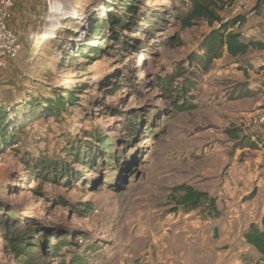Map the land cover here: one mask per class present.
Returning a JSON list of instances; mask_svg holds the SVG:
<instances>
[{"label":"rangeland","instance_id":"rangeland-1","mask_svg":"<svg viewBox=\"0 0 264 264\" xmlns=\"http://www.w3.org/2000/svg\"><path fill=\"white\" fill-rule=\"evenodd\" d=\"M223 1L219 16L232 19L238 0ZM241 1L242 21L228 31L264 42V0ZM121 4L15 0L25 24L20 53L0 73L11 125L31 114V99L65 90L75 98L57 119L13 127L17 141L0 152V264H142L184 235L190 255L213 250L206 233L216 218L238 219L240 231L264 221V48L223 51L206 64L204 40L217 21L183 27L186 0H134L140 27L124 30L119 44L107 21L123 15ZM99 134L109 147L92 166L64 152ZM43 159L62 161L69 176L36 177L32 165ZM181 183L216 198L219 216L206 205L175 210ZM6 229L33 241L31 257L12 252ZM246 255L240 264H264L254 249Z\"/></svg>","mask_w":264,"mask_h":264},{"label":"trees","instance_id":"trees-1","mask_svg":"<svg viewBox=\"0 0 264 264\" xmlns=\"http://www.w3.org/2000/svg\"><path fill=\"white\" fill-rule=\"evenodd\" d=\"M134 0H122L123 9L125 12L123 15L113 14L107 24L110 27L113 39L120 44V40L124 35V30H131L134 27L139 26L140 23L135 20V16L138 14V8L133 4ZM187 11L182 17L181 25L183 27L192 26L197 20H205L211 25L217 21L220 26L213 27L209 34L204 40V52L205 63L209 64L215 57L219 56L220 53L226 51L230 55H237L244 53L247 48L258 47L264 48V43L255 41L252 39H246L241 33L236 31H228L229 28L233 27L235 21H242L241 16H235L232 19L223 20L218 12L224 6L223 0H186ZM132 16L128 19L127 16ZM105 24L99 23L97 26V33L101 32ZM110 40V37L106 39ZM105 45H110L105 43ZM125 45V43H124ZM102 52V47L96 51V54ZM122 79L121 81H123ZM124 84V83H122ZM126 86V85H125ZM83 89V88H82ZM65 95L62 96L60 93H56L54 97L43 100L31 99L28 103L31 114L26 117H17L15 120L16 125L12 124V118L7 112V109L0 106V152L5 151L7 148L12 147L17 141V131L13 127H22L24 122L31 121L36 117L55 118L57 119L63 112H67L69 104L74 100L75 95L72 90H65ZM17 113V112H15ZM21 119V120H19ZM26 120V121H25ZM261 143L257 144L264 148V140L261 139ZM244 141L248 142L246 138ZM109 142L105 136L99 134L97 136L90 135L88 140H71L66 146L64 152L74 162L81 163L85 166H92L91 156H99L103 149H108ZM33 168V174L36 177H51L52 180L58 181L61 176L65 178L69 176V168H66L62 164V161L58 160H41L38 161L37 167ZM45 170V172H43ZM176 192L181 194L176 198V209H181L183 212H189L197 208L208 206V212L213 214L214 217L219 216V211L216 205V198L210 196L206 191H202L194 188L192 185L187 183H181L174 187ZM39 228L38 225L34 227L33 231ZM6 235L8 236V244L12 252L17 256H32L34 247L31 240H27L24 237L17 236L14 231L6 229ZM44 236H42L43 240ZM243 238L245 243L251 246L260 256V260L264 262V221L261 224L250 223V225L243 231ZM44 241V240H43ZM242 258H246V253H243ZM34 259L29 258L27 260L22 259L23 264H34Z\"/></svg>","mask_w":264,"mask_h":264},{"label":"crops","instance_id":"crops-1","mask_svg":"<svg viewBox=\"0 0 264 264\" xmlns=\"http://www.w3.org/2000/svg\"><path fill=\"white\" fill-rule=\"evenodd\" d=\"M22 14L21 7L17 5L13 9L12 19L10 21V26L18 34H21V31L25 27L24 20H22ZM193 222H197V220H193ZM237 222L238 219L226 223L220 218L214 220L213 228H210L208 233H206L209 241L213 242V250L211 246L207 249L202 246H197L195 247V254L193 253L190 255L189 251L192 244L187 245L185 243L188 241L184 239L185 235L180 238V244L172 245L170 243H164L163 247H161V249L158 248L157 250L155 247H152L153 251L156 250L155 254L158 258L156 261L157 264H240V256L243 253H246L248 249L252 250L253 248L246 244L243 238V231L250 224L240 231L237 227ZM233 226L236 227L235 230ZM196 232V230H192L191 235H195ZM169 241L170 239L166 242ZM160 252L163 253L162 256L160 255ZM213 253L218 255L216 262L212 259Z\"/></svg>","mask_w":264,"mask_h":264},{"label":"built area","instance_id":"built-area-1","mask_svg":"<svg viewBox=\"0 0 264 264\" xmlns=\"http://www.w3.org/2000/svg\"><path fill=\"white\" fill-rule=\"evenodd\" d=\"M14 4L15 0H0V73L9 68L20 53L21 46L18 35L10 26ZM232 7L233 11L239 16L245 5L243 1L238 0L232 4ZM239 25L240 20H237L231 29L238 28ZM217 26H220V24L217 23ZM151 255V252H147L142 264H157Z\"/></svg>","mask_w":264,"mask_h":264},{"label":"water","instance_id":"water-1","mask_svg":"<svg viewBox=\"0 0 264 264\" xmlns=\"http://www.w3.org/2000/svg\"><path fill=\"white\" fill-rule=\"evenodd\" d=\"M3 72V71H2Z\"/></svg>","mask_w":264,"mask_h":264}]
</instances>
